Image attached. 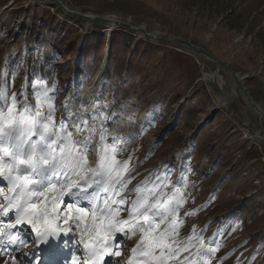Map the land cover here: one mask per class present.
<instances>
[{
    "label": "rangeland",
    "instance_id": "1",
    "mask_svg": "<svg viewBox=\"0 0 264 264\" xmlns=\"http://www.w3.org/2000/svg\"><path fill=\"white\" fill-rule=\"evenodd\" d=\"M59 1L75 13L114 15L149 33L203 47L240 76L254 77L245 86L264 112V0ZM61 12L50 0H0V79L7 80L9 92L23 89L34 104V92L54 88L49 94L54 96L57 124L102 108V113H96L98 121H104L107 139H116L122 149L115 160L122 163L131 157L129 171L124 173V180L131 182L118 198L137 197L135 191L131 195L134 188L152 186L164 173L169 174L167 184L173 185L169 191H175L179 181L176 197L182 195L186 202L176 216L183 223L172 237L186 245L191 241L192 246L173 258V264H264V133L229 76L220 75L216 65L180 45L153 44L122 29L116 31L133 36L130 51L146 42L152 55L143 57L138 50L132 60L138 72L128 77L123 72L110 80L105 77L106 34L102 60L97 69L92 67L94 74L86 76L81 52L68 53V45L80 46L83 37L95 31L103 34L107 26L88 24ZM64 24L76 28L81 39L63 34ZM106 94L111 95L110 103L105 102ZM101 130L98 122L90 145L89 164L93 166ZM164 187L155 189L164 193L161 205L166 203ZM147 202L155 203V198L149 196ZM159 211L166 217L159 225L163 231L169 228L173 214L164 207ZM118 216H128V212ZM202 229L206 230L201 241ZM210 241L219 247L206 255Z\"/></svg>",
    "mask_w": 264,
    "mask_h": 264
},
{
    "label": "snow or ice",
    "instance_id": "2",
    "mask_svg": "<svg viewBox=\"0 0 264 264\" xmlns=\"http://www.w3.org/2000/svg\"><path fill=\"white\" fill-rule=\"evenodd\" d=\"M54 91L53 88L45 89L43 93L34 92L33 104L26 91L22 89L19 93H10L7 80L0 79V182L5 184L4 188H0V193L7 192L4 200L0 201V223L13 214L12 210L15 216L14 222L0 227V251L7 245L18 250L31 242L36 247L24 254L27 264H60L63 250L60 243H53V239L59 241L61 232L67 237L73 232L76 221L84 225L79 235L85 251L83 256L75 253L71 264H78L80 259L84 264H96L97 259H103V255H111L109 247H115V244L105 247L101 241L113 231H123L120 225H129V231L133 234L137 228L144 234L141 244L132 250L134 257L139 254L147 258L139 264H167L168 259L188 251L190 244L183 248L171 247L175 243L171 237L178 235V228L183 223L176 216L186 202L185 198L182 195L177 198L174 193L170 201L161 205L160 196L164 193L155 192L161 184L167 186L169 174L157 176L151 188L138 186L134 190L138 194L137 199L132 201L130 208H122L127 203L126 199L122 197L117 200L115 197L121 196L127 183L131 182L124 180L131 157L122 163L115 160L122 149L116 146V139H107L104 121H98L96 115L103 112L99 106L90 116L81 115L71 122L62 119L57 124L54 96L49 94ZM65 111L68 112L67 107ZM98 122L102 130L99 132L100 143L96 147L97 159L93 166L89 164L93 151L90 145L96 137ZM174 187H179V181ZM142 191L145 192L144 197L139 195ZM149 196L155 198V203L147 202ZM65 197H70L71 201L68 202ZM173 202L175 208H172ZM160 207L171 209L173 220L168 229L150 235L166 220L159 211ZM121 211H127L128 218L113 222ZM133 220L135 224L130 223ZM23 224L29 225L31 232L35 233L30 240L17 229L18 225ZM205 230L202 229L198 236L201 241ZM86 235L89 236L87 242L84 240ZM193 235H196L195 229ZM145 237L147 243L144 242ZM72 238L75 239V236ZM191 239L190 236L189 241ZM209 245L206 250L209 253H214L219 247L215 241H210ZM157 248L158 256L155 255ZM17 261H20L19 257L14 258L13 264ZM20 264L24 262L20 261ZM129 264H133V260H129Z\"/></svg>",
    "mask_w": 264,
    "mask_h": 264
},
{
    "label": "trees",
    "instance_id": "3",
    "mask_svg": "<svg viewBox=\"0 0 264 264\" xmlns=\"http://www.w3.org/2000/svg\"><path fill=\"white\" fill-rule=\"evenodd\" d=\"M49 20L50 19L46 18V22H48ZM50 23H52V20L51 22H49V24ZM53 29L54 28L49 27V30ZM63 30H66V32H63V34L69 33L70 36H78V38H76L78 39V41L81 39L79 36V32L76 28L64 24ZM105 41L106 34H98L95 31L92 35H87L83 37L80 46H77V43L72 42L68 45V53L73 54L77 49L79 52H81L82 61L84 65L83 73L86 74V76L94 74L95 71L92 68L93 66H95L96 69L99 66L102 60V52L106 44ZM132 41L133 36L123 31H113L110 33L109 40L107 42L108 57L107 65L105 68V77H108L110 80H113L112 77H120L123 72H125L128 77L129 74L136 73L139 70V67L132 63L133 58L137 56V53H139V51H141L140 53L143 54V57H150V55H152L150 45L146 42L139 43L135 52L132 50L130 51V44ZM138 46L139 48H144L145 50L138 49ZM110 98L111 95L106 94L105 102H109L108 100H110Z\"/></svg>",
    "mask_w": 264,
    "mask_h": 264
},
{
    "label": "water",
    "instance_id": "4",
    "mask_svg": "<svg viewBox=\"0 0 264 264\" xmlns=\"http://www.w3.org/2000/svg\"><path fill=\"white\" fill-rule=\"evenodd\" d=\"M62 13L67 16H71L73 18H78L80 20L85 21L86 23H100L107 26V31L115 30V29H122L125 30L133 35H139L149 42L154 43H165V44H175L180 45L197 56H201L206 58L207 60L214 63L219 69L227 73L234 86L238 89L239 93L242 96V103L247 105L258 117L259 126L264 133V112L262 109L253 101L252 97L250 96L247 88L244 86V79L240 78L236 72H234L226 63L220 60L218 57L208 53L203 48L194 45L192 42L177 38V37H163L157 34H152L147 32L142 27H133L128 22L121 21L119 19H110L107 16H92V15H85L80 13H75L68 10L59 0H50ZM113 25L112 27H108L109 25ZM112 28V29H111Z\"/></svg>",
    "mask_w": 264,
    "mask_h": 264
},
{
    "label": "bare ground",
    "instance_id": "5",
    "mask_svg": "<svg viewBox=\"0 0 264 264\" xmlns=\"http://www.w3.org/2000/svg\"><path fill=\"white\" fill-rule=\"evenodd\" d=\"M108 17H109L110 19H116V18H117V17H115L114 15H109ZM108 17H107V18H108ZM117 19H118V18H117ZM108 27H112V28H113V25L110 24ZM112 28H111V29H112ZM111 35H112V34H111ZM150 43H153V42H150ZM220 78H221V76H220ZM95 81H96V80H95ZM218 82H219V81H218ZM69 199H70V198H69Z\"/></svg>",
    "mask_w": 264,
    "mask_h": 264
}]
</instances>
